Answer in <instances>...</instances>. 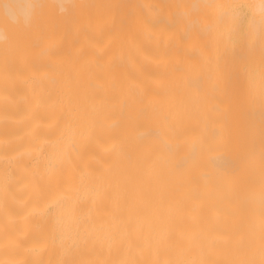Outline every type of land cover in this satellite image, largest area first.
<instances>
[{"label": "bare ground", "instance_id": "6f19581e", "mask_svg": "<svg viewBox=\"0 0 264 264\" xmlns=\"http://www.w3.org/2000/svg\"><path fill=\"white\" fill-rule=\"evenodd\" d=\"M0 264H264V0H0Z\"/></svg>", "mask_w": 264, "mask_h": 264}]
</instances>
